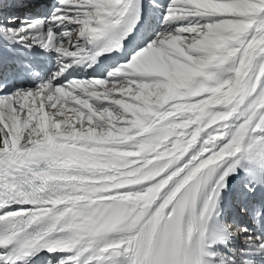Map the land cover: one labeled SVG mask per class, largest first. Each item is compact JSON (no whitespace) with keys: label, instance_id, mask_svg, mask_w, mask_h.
I'll list each match as a JSON object with an SVG mask.
<instances>
[{"label":"snow or ice","instance_id":"6c2138e0","mask_svg":"<svg viewBox=\"0 0 264 264\" xmlns=\"http://www.w3.org/2000/svg\"><path fill=\"white\" fill-rule=\"evenodd\" d=\"M0 264H264V0H0Z\"/></svg>","mask_w":264,"mask_h":264}]
</instances>
